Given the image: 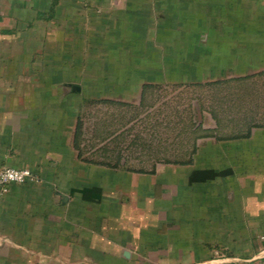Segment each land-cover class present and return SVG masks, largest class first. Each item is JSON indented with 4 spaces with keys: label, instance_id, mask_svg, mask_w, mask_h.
Returning <instances> with one entry per match:
<instances>
[{
    "label": "crops",
    "instance_id": "0c3cea01",
    "mask_svg": "<svg viewBox=\"0 0 264 264\" xmlns=\"http://www.w3.org/2000/svg\"><path fill=\"white\" fill-rule=\"evenodd\" d=\"M3 167L0 264H264V0H0Z\"/></svg>",
    "mask_w": 264,
    "mask_h": 264
},
{
    "label": "rangeland",
    "instance_id": "374dc122",
    "mask_svg": "<svg viewBox=\"0 0 264 264\" xmlns=\"http://www.w3.org/2000/svg\"><path fill=\"white\" fill-rule=\"evenodd\" d=\"M177 56H178L177 54L168 55L165 65L168 66L169 69L170 67H173V69H170V71L167 70V68L163 69L162 70L163 74L168 75L169 72L171 74H175L176 72H178L179 74L183 73V66H181L183 65V63L174 65L173 63L169 61V60L175 59ZM61 65L51 66V69L49 71V74L51 77L59 73L62 74L61 69L63 66ZM57 66L61 68H54ZM129 67H130L129 65L126 66L124 69L120 70V72L123 73L124 76L125 74H128V73L130 76H137L138 74H141V73L146 76L150 73L152 74L154 73V70H142V69L139 70V73L137 70H134V69L128 72ZM130 68L132 69V67ZM95 69H96L95 65H82V74H81L82 77L81 78H83V74H85V76H88V73L90 71L94 72ZM68 70L69 69L67 68L66 69L67 73L69 72ZM79 71H80V68H78V66H75V69H72L69 74L72 75L74 73L75 77L77 78L78 76L76 75L80 74V73H77ZM120 77L122 76L120 75ZM172 91L171 93L169 92L164 102L162 103L163 105L162 109L166 110L167 113H171L173 117L167 118V119H171L172 121L177 122V125L179 126V125H182L183 123L185 124V122L187 121L186 113L192 110L196 111L199 108V106H201V91L191 92V86H187L186 82H179V85L174 87V91L173 92ZM195 119H198V118L196 117Z\"/></svg>",
    "mask_w": 264,
    "mask_h": 264
},
{
    "label": "built area",
    "instance_id": "2783aa9c",
    "mask_svg": "<svg viewBox=\"0 0 264 264\" xmlns=\"http://www.w3.org/2000/svg\"><path fill=\"white\" fill-rule=\"evenodd\" d=\"M37 176L29 169L3 167L0 169V192H5L11 184L36 181Z\"/></svg>",
    "mask_w": 264,
    "mask_h": 264
},
{
    "label": "trees",
    "instance_id": "16d2710c",
    "mask_svg": "<svg viewBox=\"0 0 264 264\" xmlns=\"http://www.w3.org/2000/svg\"><path fill=\"white\" fill-rule=\"evenodd\" d=\"M222 174H225V172H218V173L216 172L215 173V172H212V171H208L207 172V175H208L207 177L208 178H214L215 176L222 175ZM83 193H85V191H83Z\"/></svg>",
    "mask_w": 264,
    "mask_h": 264
},
{
    "label": "water",
    "instance_id": "95a60500",
    "mask_svg": "<svg viewBox=\"0 0 264 264\" xmlns=\"http://www.w3.org/2000/svg\"><path fill=\"white\" fill-rule=\"evenodd\" d=\"M73 88H77L76 86H73Z\"/></svg>",
    "mask_w": 264,
    "mask_h": 264
}]
</instances>
